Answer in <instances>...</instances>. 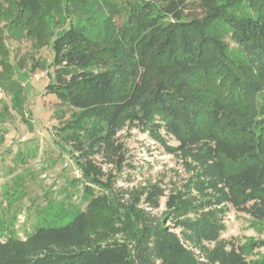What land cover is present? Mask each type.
I'll return each instance as SVG.
<instances>
[{"label": "trees", "instance_id": "1", "mask_svg": "<svg viewBox=\"0 0 264 264\" xmlns=\"http://www.w3.org/2000/svg\"><path fill=\"white\" fill-rule=\"evenodd\" d=\"M192 1L0 0V86L24 115L6 37L51 47L56 141L81 183L79 205L61 204L24 238L0 217V264H264L220 237L229 206L264 223V0H197L191 16ZM128 128L191 159L193 175L168 191L134 183Z\"/></svg>", "mask_w": 264, "mask_h": 264}, {"label": "rangeland", "instance_id": "2", "mask_svg": "<svg viewBox=\"0 0 264 264\" xmlns=\"http://www.w3.org/2000/svg\"><path fill=\"white\" fill-rule=\"evenodd\" d=\"M199 5L197 0L189 2L185 12L191 16L200 15L203 10ZM54 13V22L58 25L53 28L56 37L62 31V20L67 14L63 7L62 11ZM48 21L46 18L44 26ZM5 42L9 51L7 59L13 64L21 88L24 115L12 106L11 95L0 86V134H3L0 137V217H14L16 231L24 238L33 232L40 218L41 223L50 221L49 217L54 218L53 214L61 204L79 205L81 183L70 181L79 178L80 171L56 141V127L64 118L62 113L55 112L58 106L56 95L46 90L55 68L51 66V47H37L31 37L15 39L7 36ZM1 65L0 73L3 72ZM251 98L252 95L244 101L245 114L240 113L239 123L249 121L247 118L251 115L247 112L253 107ZM259 98L258 105L262 99L261 104H264V95ZM263 116L264 111L260 117ZM226 120L224 117L218 125L228 128ZM120 136L127 147L128 161L136 166L134 170H125V174L132 172L134 183L160 181L168 191L178 188L193 175L194 171L189 168L193 164L191 159L167 153L149 134L128 128ZM168 141L177 144L173 137H168ZM71 216L69 213L61 222ZM222 216L225 229L221 232V239L243 244L250 250L252 260L260 261L264 257V223L254 221L232 206ZM204 244L213 246V243ZM203 260L206 261L205 257Z\"/></svg>", "mask_w": 264, "mask_h": 264}]
</instances>
